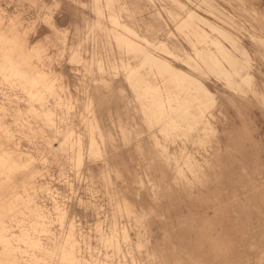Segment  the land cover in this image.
I'll return each instance as SVG.
<instances>
[{"label":"rangeland","instance_id":"374dc122","mask_svg":"<svg viewBox=\"0 0 264 264\" xmlns=\"http://www.w3.org/2000/svg\"><path fill=\"white\" fill-rule=\"evenodd\" d=\"M0 158V264H264V0H0Z\"/></svg>","mask_w":264,"mask_h":264},{"label":"bare ground","instance_id":"6f19581e","mask_svg":"<svg viewBox=\"0 0 264 264\" xmlns=\"http://www.w3.org/2000/svg\"><path fill=\"white\" fill-rule=\"evenodd\" d=\"M178 3L177 4H179L180 5V7H181V9L182 10H184L185 9V7H186V5H185V3H182V2H180V1H177ZM193 14V13H192ZM192 16V15H191ZM185 17V16H184ZM184 17H181V19H180V22H181V24H182V22L184 21ZM194 18H196V17H194ZM198 18V17H197ZM193 21V20H192ZM217 29L218 28H216L215 30L217 31ZM215 30H213V31H215ZM205 32V31H204ZM218 32V31H217ZM221 32H223L222 30H221ZM225 33V32H224ZM204 34V33H203ZM205 36V40H207L208 41V43H212V42H215L214 41V39L212 38V37H210L209 35H207V33L204 35ZM204 36H203V38H204ZM220 37H222V36H220ZM250 37V36H249ZM203 38H201V39H203ZM223 38V37H222ZM225 39H226V37H225ZM225 39H223V40H225ZM254 40V39H253ZM127 41L130 43V46H131V50L133 51L132 52V57L134 58H137V59H140L141 61V63L142 62H148V65H150L149 64V62H154L156 65V67L157 68H159L160 70L161 69H167V70H169L170 72H172V73H175V72H178V73H182V74H184L185 75V78L186 79H189L190 80V82L192 83V81L193 80H197L193 75H190V74H188V73H186L185 71H183L181 68H179L178 66H176V65H173V64H171L170 63V61H169V59L168 58H165V57H160L159 55H156L155 53H154V50L155 51H157V50H159L160 51V49H158L159 47L162 49V50H164V53L166 54V56H169V57H173V58H175L176 60H182V61H184V57H187L185 54H182V53H175L174 52V50H171L169 47H168V45H166L165 43H163V42H160V41H155V40H153V39H148V38H146V37H143V36H140L139 34H136V33H133L132 34V38H128L127 39ZM140 42H142L143 44H141ZM198 42V41H197ZM205 43V42H204ZM216 43V42H215ZM214 43V44H215ZM209 44V45H210ZM213 44V45H214ZM218 44V43H217ZM212 45V46H213ZM216 46V45H215ZM219 47H221L220 45H219ZM217 48V47H216ZM223 49V48H222ZM130 50V49H129ZM196 50V49H195ZM194 50V51H195ZM227 50V49H226ZM197 51V50H196ZM207 51H208V49H207ZM212 51V50H211ZM217 51V50H216ZM223 50H221V48H220V52H222ZM198 53H199V51H197ZM210 52V51H209ZM196 53V52H195ZM211 53V52H210ZM210 53H209V55H210ZM203 54V53H202ZM212 54H214V53H212ZM200 55H201V53H200ZM198 56H199V54H198ZM206 56V55H205ZM211 56H213V55H211ZM197 57V56H196ZM214 57H215V55H214ZM202 58H204L203 56H202ZM208 58V57H207ZM210 58V57H209ZM213 58V57H212ZM204 59H206V58H204ZM197 60V59H196ZM209 60V59H208ZM192 61V60H191ZM190 61V62H191ZM211 61V60H210ZM219 61V60H218ZM195 62V61H194ZM193 62V63H194ZM207 62V61H206ZM206 62H204L205 64H206ZM209 62V61H208ZM193 63H192V65H193ZM152 64V63H151ZM194 64H196V63H194ZM201 64V63H200ZM143 65V64H142ZM198 65V64H197ZM207 66H209V63H207ZM137 67V66H136ZM148 67V66H147ZM202 67H203V64H202ZM135 68V67H134ZM134 68H132L133 69V71L131 72L132 74L134 73V72H138L136 69H134ZM149 68H150V66H149ZM157 68H155L154 67V69H157ZM194 68V67H193ZM195 68H197V67H195ZM195 68L193 69V70H195ZM199 69V68H198ZM206 69V68H205ZM168 71V72H169ZM196 71V70H195ZM140 72V71H139ZM158 72V71H157ZM166 72V71H165ZM208 73V72H207ZM259 73V72H258ZM132 74H130V75H132ZM139 74V73H138ZM209 74V73H208ZM10 75V74H9ZM135 76V75H134ZM169 76V75H168ZM173 76H174V74H173ZM137 77V76H136ZM172 77V76H171ZM138 79H139V76L137 77ZM174 78V77H173ZM193 78V79H192ZM125 79V78H124ZM134 79H135V77H134ZM140 80V79H139ZM139 80H134V81H139ZM192 80V81H191ZM171 81V80H170ZM173 81V80H172ZM133 82V81H132ZM199 82V86L197 87L198 88V92H195V97L196 96H200V97H211V99H210V102H211V104L210 105H213V106H215V101H216V98L215 97H213V93L208 89V87L204 84V83H202L201 81H198ZM138 84V82H135V84ZM141 83H142V81H141ZM194 83V82H193ZM197 83V82H196ZM132 84H134V83H132ZM182 84V83H181ZM198 84V83H197ZM197 84H195V86H194V88L195 89H197L196 88V85ZM185 85V84H184ZM183 85V86H184ZM187 85V84H186ZM194 85V84H193ZM132 86V85H131ZM138 86H140V85H138ZM157 86V85H156ZM188 86V85H187ZM133 88H134V85L132 86ZM226 87V86H225ZM147 88H149V87H147ZM156 88V87H155ZM193 88V89H194ZM149 89H152V88H149ZM148 89V90H149ZM157 89V88H156ZM195 89H194V91H195ZM132 90V89H131ZM139 90V89H138ZM142 90V89H141ZM153 90H155V89H153ZM153 90H151L152 92H153ZM185 90H187V89H185ZM156 91H160V90H156ZM155 91V92H156ZM189 92H191L190 90H188ZM133 93H134V91H132ZM136 92V91H135ZM144 92V91H143ZM148 92V91H147ZM142 93V92H141ZM160 93V92H159ZM159 93H158V95H159ZM143 94V93H142ZM151 94V93H150ZM149 94V96H151ZM155 94V93H154ZM198 94H200V95H198ZM157 94H155V96L157 97L158 96ZM183 95H184V93H183ZM182 95V96H183ZM187 95H189L188 93H187ZM191 95V94H190ZM189 95V96H190ZM136 96H138L137 94H136ZM135 96V97H136ZM140 96V95H139ZM143 96H144V94H143ZM147 96V95H146ZM134 97V98H135ZM141 97H142V95H141ZM153 97V96H152ZM151 97V98H152ZM158 97H160V96H158ZM176 97H177V95L175 96V100H176ZM184 97V96H183ZM188 97V96H187ZM209 97V98H210ZM93 98V97H92ZM161 98V97H160ZM190 98V97H189ZM197 98V97H196ZM60 99V98H59ZM91 99V98H90ZM136 99V98H135ZM139 99V98H138ZM137 99V100H138ZM143 99V98H142ZM149 99V98H148ZM147 99V100H148ZM152 99H154V98H152ZM182 99V98H181ZM195 99V98H194ZM144 100V99H143ZM158 100H160V99H158ZM186 100V99H185ZM62 101V100H61ZM141 101V100H140ZM150 102L152 101L151 99L149 100ZM156 100H154V102H155ZM167 101V100H166ZM190 101H192V100H190ZM159 103H160V101H158ZM157 102V103H158ZM177 102V101H176ZM207 102H208V100H207ZM179 103V102H178ZM188 103V102H187ZM144 104H145V102H144ZM155 104V103H154ZM164 104V103H163ZM167 104H168V102H167ZM203 104V103H202ZM59 105H61V103L59 104ZM148 105H150V104H148ZM156 105V104H155ZM162 105V104H161ZM179 105V104H178ZM177 105V106H178ZM182 105V104H181ZM181 105H179V106H181ZM184 105V104H183ZM191 105V104H190ZM195 105H196V103H195ZM209 105V106H210ZM139 106V105H138ZM141 106V105H140ZM157 106H159V105H156V107ZM167 106H169V105H167ZM193 106H194V104H193ZM202 106V105H201ZM67 107H69V106H67ZM142 107V106H141ZM150 107V106H149ZM148 107V108H149ZM160 107V106H159ZM171 107H175L176 108V106H171ZM171 107H170V110H168V111H170V112H172V109H171ZM184 107H185V105H184ZM187 107H190L189 106V104H188V106ZM187 107H186V109L184 108V110H185V112H189L190 111V109L188 110L187 109ZM203 107V106H202ZM140 108V107H139ZM178 108V107H177ZM191 108V107H190ZM193 108V107H192ZM196 108V107H195ZM197 108H198V106H197ZM70 109V108H69ZM72 109V108H71ZM142 109V108H141ZM147 109V108H146ZM152 109V108H151ZM181 109H183L182 108V106H181ZM181 109H179V111H177V112H180V110ZM200 109V108H199ZM163 110V109H162ZM176 110V109H175ZM184 110H183V112H184ZM194 110V109H193ZM146 111H148V109L146 110ZM150 111H152V110H150ZM165 111V110H164ZM163 111V112H164ZM197 111V110H196ZM198 111H200V110H198ZM197 111V112H198ZM202 111V110H201ZM143 112V111H142ZM170 112H169V114H170ZM182 112V113H183ZM44 113V112H43ZM49 113V112H48ZM145 113V112H144ZM150 113V112H149ZM154 113H156V112H154ZM181 113V112H180ZM45 114V113H44ZM53 114V113H52ZM51 114V115H52ZM210 114V113H209ZM209 114H208V116H209ZM49 115V114H48ZM55 115V114H54ZM171 115V114H170ZM178 115V114H177ZM180 115H182V114H180ZM184 115H186L187 116V113L186 114H183V116ZM146 116H149V115H147L146 114ZM166 116V115H165ZM185 116V117H186ZM88 117V116H87ZM154 117V116H153ZM213 117V116H212ZM180 118H182V117H180ZM94 119V118H93ZM153 119V118H152ZM183 119V118H182ZM163 120H164V118H163ZM149 121H150V119H149ZM148 121V122H149ZM158 121V120H157ZM160 121V120H159ZM158 123V122H157ZM161 123V122H160ZM167 123V122H166ZM150 124V123H149ZM153 124V123H152ZM162 124H164V122L162 121ZM154 125V124H153ZM166 125V124H165ZM164 125V126H165ZM168 125V124H167ZM166 125V126H167ZM149 126V125H148ZM159 126V125H158ZM157 126V127H158ZM165 126V127H166ZM150 128V127H149ZM159 128H161V125H160V127ZM168 128V127H167ZM151 129V128H150ZM149 129V130H150ZM153 129V128H152ZM157 130H159V129H157ZM161 130H164L163 128L161 129ZM166 130V129H165ZM88 131V130H87ZM161 133V131H158V133ZM165 132V131H164ZM194 132H196V133H198L199 131H194ZM203 132V131H202ZM148 134H149V132H147ZM192 133V132H191ZM204 133V132H203ZM213 133V132H212ZM144 134V133H143ZM142 134V135H143ZM164 134H166V133H164ZM172 134H174V133H172ZM176 134V133H175ZM81 135V134H80ZM160 135V134H159ZM167 135L169 136V134L167 133ZM167 135H165L166 137H165V139H167ZM170 135H171V133H170ZM181 135V134H180ZM184 135V134H183ZM186 135V134H185ZM184 135V136H185ZM102 136V135H101ZM140 136V135H139ZM163 136V135H162ZM176 136V135H175ZM177 136H179V135H177ZM103 137V136H102ZM187 137L188 138H190L189 136H188V134H187ZM171 138V137H170ZM175 138V137H174ZM196 138H197V136H196ZM90 140V139H89ZM193 140V139H192ZM201 140V139H200ZM170 141L172 142V139H170ZM174 141V140H173ZM178 141V140H177ZM181 141V140H180ZM189 141V140H188ZM89 142H91V141H89ZM180 143H183V142H180ZM195 144V143H194ZM203 144V143H202ZM95 146V145H94ZM184 146V145H183ZM97 147V146H96ZM96 147H94V148H96ZM194 147H195V145H194ZM204 148V147H203ZM183 149V148H182ZM95 151V150H94ZM93 151V152H94ZM182 151V150H181ZM82 152V151H81ZM92 153V152H91ZM182 153V152H181ZM180 155V154H179ZM5 156H7V155H5ZM187 156V155H186ZM9 157V156H8ZM188 157V156H187ZM185 158V157H184ZM1 159V158H0ZM11 159V158H10ZM174 159V158H173ZM187 159V158H186ZM185 159V160H186ZM77 160V159H76ZM9 161V160H8ZM263 161V160H262ZM176 162V161H175ZM190 163V162H189ZM263 163V162H262ZM78 164V163H77ZM76 167H78V165L76 166ZM180 167V166H179ZM3 168H4V165H3ZM76 169V168H75ZM178 169V168H177ZM180 170V169H179ZM178 171V170H177ZM179 173V172H178ZM190 174H192L191 172H190ZM109 177V176H108ZM108 179H110V178H108ZM185 179V178H184ZM176 180V179H175ZM241 180H243L242 178H241ZM83 181V180H82ZM256 181V180H255ZM248 184V183H247ZM252 184V183H251ZM253 185V184H252ZM248 187V186H247ZM250 187V186H249ZM242 190V189H241ZM237 191H239V190H237ZM245 192V191H244ZM251 197V196H250ZM65 199V198H64ZM88 199V198H87ZM95 199V198H94ZM255 199V198H254ZM117 201V200H116ZM253 201V200H252ZM251 201V202H252ZM93 202V201H92ZM123 202V201H122ZM27 206V205H26ZM29 206V205H28ZM18 207V206H17ZM253 207V206H252ZM256 207V206H255ZM27 208V207H26ZM111 208V207H110ZM232 209V208H231ZM258 209V208H257ZM116 210V209H115ZM235 211V210H234ZM255 211V210H254ZM18 212H19V210H18ZM232 212V210L230 211V213ZM9 213H11V212H9ZM255 213H257V211L255 212ZM260 213V212H259ZM145 214V213H144ZM229 214V213H228ZM236 214V213H235ZM15 215V214H14ZM249 215V214H248ZM6 216V215H5ZM12 216V215H11ZM10 216V217H11ZM40 217V216H39ZM42 218V217H41ZM60 218V217H59ZM234 218V217H233ZM261 218V217H260ZM263 218V217H262ZM61 219H63V218H61ZM60 219V220H61ZM146 219V218H145ZM59 220V221H60ZM4 223V222H3ZM31 224V223H30ZM248 224V223H247ZM258 225V224H257ZM250 228V227H249ZM263 228V227H262ZM249 231V230H248ZM262 231V230H261ZM113 232H117L116 230L115 231H113ZM112 232V233H113ZM252 232V231H251ZM118 233V232H117ZM120 233V232H119ZM11 234V233H10ZM121 234V233H120ZM115 235V234H114ZM246 235V234H245ZM260 235V234H259ZM123 236V235H122ZM242 236V235H241ZM109 237H112V236H109ZM119 237V236H118ZM117 237V238H118ZM128 237V236H127ZM254 237V236H253ZM244 238V237H243ZM119 239V238H118ZM129 239V238H128ZM255 239H257L256 237H255ZM18 240V239H17ZM262 240V239H261ZM108 241V240H107ZM209 241H210V245H211V248L213 249L214 248V250H216L217 252L219 251V253H221L222 254V257H223V261L226 263V264H237V261L235 260V259H233V258H229L228 257V251H229V246H230V243L228 244L227 243V240H226V238H223L222 237V235H221V232L220 231H217L216 232V234L215 235H209ZM118 243V242H117ZM261 243V242H260ZM107 244V243H106ZM119 244V243H118ZM131 245V244H130ZM247 245V244H246ZM248 245H249V243H248ZM116 246V245H115ZM121 246H122V244H121ZM251 246V245H250ZM100 247V246H99ZM130 247V246H129ZM256 247H257V245H256ZM108 248V247H107ZM248 248V247H247ZM12 249V248H11ZM14 249V248H13ZM131 249V248H130ZM244 249V248H243ZM128 250H129V248H128ZM136 250V249H135ZM248 250V249H247ZM137 251V250H136ZM254 253V252H253ZM256 254V253H255ZM249 256V255H248ZM251 256H252V254H251ZM252 258V257H251ZM139 261V260H138ZM175 262V261H174ZM192 264H206V262H205V260H204V258H202L201 257V255H199V254H197L196 255V257H194L193 258V260L192 261H190Z\"/></svg>","mask_w":264,"mask_h":264}]
</instances>
